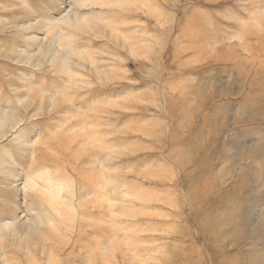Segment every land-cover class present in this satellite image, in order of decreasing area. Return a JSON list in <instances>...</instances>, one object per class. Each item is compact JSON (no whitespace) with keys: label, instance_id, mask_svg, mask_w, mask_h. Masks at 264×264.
Instances as JSON below:
<instances>
[{"label":"rangeland","instance_id":"obj_1","mask_svg":"<svg viewBox=\"0 0 264 264\" xmlns=\"http://www.w3.org/2000/svg\"><path fill=\"white\" fill-rule=\"evenodd\" d=\"M0 264H264V0H0Z\"/></svg>","mask_w":264,"mask_h":264}]
</instances>
